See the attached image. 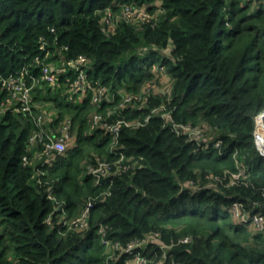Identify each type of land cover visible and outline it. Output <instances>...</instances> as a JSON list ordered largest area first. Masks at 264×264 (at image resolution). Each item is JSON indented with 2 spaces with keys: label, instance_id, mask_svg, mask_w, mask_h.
Masks as SVG:
<instances>
[{
  "label": "trees",
  "instance_id": "trees-1",
  "mask_svg": "<svg viewBox=\"0 0 264 264\" xmlns=\"http://www.w3.org/2000/svg\"><path fill=\"white\" fill-rule=\"evenodd\" d=\"M153 1L0 0L2 76L24 67L37 72L35 58L59 64L60 55L66 60L84 55L90 76L114 90L135 91L161 66L170 79L169 94L141 109H116L107 120H143L167 101L175 123L211 130L201 144L210 137L221 141L218 148H202L173 132L161 113L151 114L143 126L122 128L120 151L129 167L109 186L81 176V162L115 158L106 135L87 132L88 116L105 115L115 103L74 104L58 89L42 97L52 102L57 120L70 117L77 126L76 145L52 164L39 158L40 146L29 148L34 124L28 116L1 114L0 264H106L101 227L108 240L122 245L158 233L174 264H264V228L232 218L230 207L239 201L246 214L264 216V156L254 142L256 116L264 111V5L159 0L163 12L156 19L121 17L106 31L102 17L108 6L133 2L151 13ZM208 178L213 185L205 184ZM107 188L109 195H101ZM48 194L65 212H54L56 201ZM88 200L87 227H64ZM186 236L190 241L184 243ZM123 258L111 264H123Z\"/></svg>",
  "mask_w": 264,
  "mask_h": 264
},
{
  "label": "built area",
  "instance_id": "built-area-1",
  "mask_svg": "<svg viewBox=\"0 0 264 264\" xmlns=\"http://www.w3.org/2000/svg\"><path fill=\"white\" fill-rule=\"evenodd\" d=\"M253 3L264 2V0H252ZM137 12V11H136ZM125 17L131 20V16L128 12ZM119 17V18H121ZM117 18V19H119ZM152 17H144L141 21L150 20ZM115 19V20H117ZM107 24L106 31L112 30L114 27L115 20H111L108 12H105V16L102 21ZM112 24L111 28H108ZM64 49H67L64 47ZM38 65L37 72L33 73L28 67H24L17 73H12L7 76L0 74V115L5 114L9 111L13 114H22L28 116L34 124V130L32 131L29 139V148L34 145L40 146L41 151L39 152V158H44V164H52L58 157L64 155L67 151V144L69 138V131L72 127L73 121L70 117H65L58 123L56 119V110L50 108L42 110L34 105V99L42 88L47 86L52 89H58L59 77L64 78L67 82V91L64 92V96L67 102L74 104H82L85 99H88L91 104L98 107L102 104H110L115 102V99H121L118 104L119 109H124L127 104L132 101L141 98L143 101H148L149 97L153 93L152 88H149L150 83L146 84V88L142 94L137 96L134 94L122 95L118 89H112L108 84L101 82L100 78L90 76L88 70H90L89 59L80 55L77 58L66 60L60 55L59 64L53 62H40L39 59L35 58L31 65ZM30 65V66H31ZM153 72V70H152ZM163 67H159L158 71L154 72L155 76L163 74ZM165 73V72H164ZM61 75V76H60ZM166 94H169V89ZM117 97V98H116ZM128 108V107H127ZM132 108V107H131ZM128 108V109H131ZM143 108V107H142ZM137 109V108H132ZM141 109V108H139ZM161 106H157L151 110V114H160L164 121L168 124L169 128L176 134L186 135L188 139L196 141L198 146L202 145L199 141L203 137V131L206 127L204 124L191 126L185 124H177L171 118L169 119L166 115L169 113L160 112ZM116 109L108 110L105 115L101 112H93L88 116V133L95 130H102L110 140L109 149L110 152L115 155L112 160L97 161L95 167L89 172L92 177H96L95 184H101L103 181H108L109 186L113 183V177L121 171L127 170L129 165L123 164L124 155L120 151L121 146L119 145V136L122 128H133L143 126L150 118L151 114H147L143 120H127L122 117L107 119L115 113ZM264 116V111L259 116ZM258 116V117H259ZM258 117L256 119L257 128L254 131V142L257 151L264 156V126H259ZM207 128V127H206ZM202 132V134H201ZM193 134V135H192ZM221 141L215 140L214 142H206L203 146L208 147L212 145L214 148L220 146ZM24 164L28 163L27 157L22 158ZM239 172L236 178L241 174ZM108 188L101 192V195H109ZM48 199L56 201L51 194H48ZM54 212L63 207L56 201ZM92 206V201L88 200L85 206L81 209L80 215L66 219L63 225L67 229L79 231L84 230L88 225V214ZM232 218L239 221H248L249 226L257 231H261L264 228V216L259 213L246 214L243 212L242 204L239 201H233L231 203ZM51 214L47 216V222L50 223ZM99 233L101 235L102 243L105 245V262L111 264L116 262L118 258L124 256L123 264H174L173 259L167 253V246L159 240L158 233H152L147 235L141 240L130 241L124 245L118 242H111L105 237V229L100 228ZM182 242L187 243L190 241L188 236L184 237ZM151 245H156L158 249H155ZM150 247L154 252L151 251L150 255L144 254L142 251L147 247ZM159 257L155 260L151 257L152 254Z\"/></svg>",
  "mask_w": 264,
  "mask_h": 264
},
{
  "label": "rangeland",
  "instance_id": "rangeland-1",
  "mask_svg": "<svg viewBox=\"0 0 264 264\" xmlns=\"http://www.w3.org/2000/svg\"><path fill=\"white\" fill-rule=\"evenodd\" d=\"M261 3H262V5H264V2L261 1ZM150 4H151L152 7H154L153 12H151V13L146 10L145 6H141V7L134 6V3L133 2H129L127 4H122V5H120V3H117L116 8H114V9L113 8H109V6H108L106 8V12H108L109 17L113 21L115 19L121 17V16H125V14L127 12H128V15L132 17L131 18V21L132 22H138L140 19H142L144 17H146V18L147 17L148 18L149 17H152L153 19H156L163 12L162 7H161V3H160L159 0H156V1H153L152 3H150ZM251 6H253V3H252ZM111 26H112V24H110L108 28H111ZM170 48H171V46L168 45V47H166L164 50H162L163 53L166 54V55H168L169 54V51H170ZM162 73L163 74L160 73L157 76H154V79H148V80L143 81L141 84H139L138 88L135 91H128L125 87H119V88H117L122 95H124V94H134V95H137V96H139V95L142 94L143 90L147 87L146 84L150 83L149 88H152L153 93L151 94V96L149 97V99H148L147 102L141 100V98L138 97V99L132 101L130 104H127L126 107H124V109H126L127 107L128 108H131L132 107V108L139 109V108H142V107L149 106L150 101L152 99H154V98H155V100H157V99L160 100V98L164 94H166L168 92V89L170 87V79H169V77L164 72H162ZM58 84H59L58 85V90H61L62 93H64V92L67 91V87H68L67 86L68 85L67 82H65L64 80H60L58 82ZM55 91H56L55 88L52 89V90H50V88H48L47 86H45L39 92H37V94L35 96V99H34V105L37 108L42 109V110L47 109V112L49 111L50 108L55 109V107L53 106V104H52L51 101L45 100V99H41L42 97L51 96L53 94V92H55ZM37 95L39 96V99L37 98ZM120 102H121V99H119V98L115 99V102H113V103H115V105L112 106V107H109L108 109L109 110L119 109L118 104ZM157 106H161L160 112L169 113V109H168L169 106H168V102L167 101H164L161 104L155 105V107H157ZM153 108H154V106H153ZM166 116L169 119L171 118L170 115H168V114ZM258 116H259V114L256 116V119H257ZM63 119L58 120V123L60 121H62ZM134 119L135 120H138V118H134ZM72 121H73V124H72V127H71L70 131H69V138H68V141H67L68 142L67 148L69 150H71L76 145V138H77V126H76V123L74 122V120H72ZM167 125L169 126V123ZM187 125H189V124H187ZM256 128H257V125H256ZM210 132H211V130L208 127L207 128L205 127L204 128V131H203V135L206 136V137H209ZM101 134L105 136V134H103V131L102 130H100L99 136H101ZM201 134H202V132H201ZM210 138H209V141L210 142H214L215 141V137H214V139L213 138L210 139ZM203 145H204V143L201 145L202 148L205 147ZM104 160L101 159V158L99 159V161H104ZM96 163L89 164L87 158H84L82 160V162H81V169H82L81 176H84V175H90V176H92L89 171L92 168L95 167V164ZM239 172H242V170L239 171ZM238 173L231 174V176L228 178V182L231 179H235L236 176L238 175ZM92 180H93V182L95 184L96 177L93 176V179ZM213 183L214 182L210 178H208L207 181L205 182V184L207 186L213 185ZM58 203H59V205H61L63 207V204H62L61 201H58ZM84 206H85V203L82 205L81 209ZM81 209H80L79 214L77 216L80 215ZM63 212H65L64 211V208H63ZM56 213H58V211ZM62 213L60 215L57 214V216L60 218L62 216ZM46 221H47V218H46ZM68 230H71V229H68ZM151 251L154 252V250H152L151 248H148L146 253L149 254V253H151ZM151 257L156 260L159 257V254L158 253H157V255L152 254Z\"/></svg>",
  "mask_w": 264,
  "mask_h": 264
},
{
  "label": "bare ground",
  "instance_id": "bare-ground-1",
  "mask_svg": "<svg viewBox=\"0 0 264 264\" xmlns=\"http://www.w3.org/2000/svg\"><path fill=\"white\" fill-rule=\"evenodd\" d=\"M258 121H259V126L263 127L264 126V116L263 115L259 116Z\"/></svg>",
  "mask_w": 264,
  "mask_h": 264
}]
</instances>
